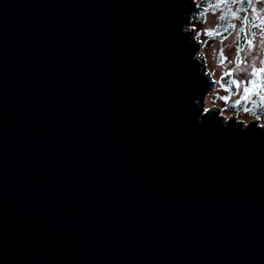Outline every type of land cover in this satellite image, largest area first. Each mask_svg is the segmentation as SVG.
I'll return each instance as SVG.
<instances>
[{
	"label": "water",
	"instance_id": "obj_1",
	"mask_svg": "<svg viewBox=\"0 0 264 264\" xmlns=\"http://www.w3.org/2000/svg\"><path fill=\"white\" fill-rule=\"evenodd\" d=\"M196 7L0 0V264H264V128L205 108Z\"/></svg>",
	"mask_w": 264,
	"mask_h": 264
},
{
	"label": "rangeland",
	"instance_id": "obj_2",
	"mask_svg": "<svg viewBox=\"0 0 264 264\" xmlns=\"http://www.w3.org/2000/svg\"><path fill=\"white\" fill-rule=\"evenodd\" d=\"M203 0L202 3H204ZM198 3V2H197ZM238 2H232L228 6H234ZM247 4H256V0H248ZM203 7L204 5L201 4ZM199 6L196 7L194 12H198L197 9ZM248 7H246L247 10ZM248 18L253 17L250 13L253 11L252 8H248ZM257 6V11H258ZM222 11L219 6L214 7H204L200 13V18L197 19L196 17L193 19L190 17L188 21V26L194 29V35L199 33V38L197 39L200 43V50L203 51V56L206 63L207 71L210 73L212 79L216 81L213 88L209 89L206 97H205V108L217 106L219 111L223 113V115L231 116L234 115L237 120H243L245 123L250 122L253 118L246 114L245 110L251 111L254 107L253 101L256 98V92L252 93L248 91L247 93L243 94L245 88L250 86V79L252 73V66L248 65V56L245 55V49L248 47V31H247V18L245 16V23L241 22L238 18L234 19V26L228 34L223 36L220 35L219 32H215L222 26V23L219 21H215L213 18L217 17ZM256 22H259V16L254 17ZM252 25L251 27L254 30L255 25L253 22H250ZM223 27V26H222ZM237 29L239 31L237 32ZM256 31V30H254ZM243 34L244 39L239 38V44L235 45L237 36L236 34ZM235 36L233 40L232 37ZM252 46L254 47L255 36L252 35ZM231 41L232 46L226 47V45ZM217 61H220L219 65H217ZM256 67H262L261 64L256 63L253 65ZM238 67H247L248 71L247 74L240 72L238 73L236 69ZM232 75V85L230 88L224 89L219 85V79L223 74L230 73ZM260 71L258 70L257 73ZM257 76V74H256ZM235 81V83H234ZM234 84V85H233ZM233 86H235V90H233ZM262 89L264 91V82L262 83ZM235 91V92H234ZM264 122V121H261Z\"/></svg>",
	"mask_w": 264,
	"mask_h": 264
},
{
	"label": "clouds",
	"instance_id": "obj_3",
	"mask_svg": "<svg viewBox=\"0 0 264 264\" xmlns=\"http://www.w3.org/2000/svg\"><path fill=\"white\" fill-rule=\"evenodd\" d=\"M192 2H200L202 3L203 0H192ZM258 6V11H257ZM245 7L252 8L253 11L250 13L254 17L259 16V22L257 23L255 21V18L253 20V24L255 25V29H259V31H254L252 27L250 26V31H252V35L255 36L254 44L255 46H252V41H250L248 47L244 50L245 55L248 56V65L252 66V73L253 69L255 68L253 65L256 63H259L261 65H264V0H256V4H247L245 3H237L234 6H226L222 11H220L219 15L217 17H214L213 19L215 21H219L223 23L224 21H231L232 17H237V11L240 9H243ZM186 19H182L180 31L181 33H188V28L186 26V20L189 16H191L193 19L195 18V12L188 11L184 14ZM239 29H237V32ZM238 38H240L239 34H236ZM195 38H199V33L195 34ZM232 39H235V36L232 37ZM232 43L229 41V43L226 45V47H231ZM203 55V51H196L193 52V58L196 59L198 56ZM217 65H219L220 61L216 62ZM256 69V68H255ZM238 73L243 72L245 75L247 74L248 68L247 67H238L236 69ZM254 75V74H253ZM220 87H224L223 85H219ZM254 107L251 111L245 110L246 114L251 116L253 119L258 121V127L264 128V91L258 90L256 92V98L253 101ZM200 107V105H198ZM201 108V107H200ZM203 116V113L201 112L200 116L197 117L199 120ZM223 117L222 119H220ZM231 116H226L221 113L220 116L217 115V119L219 120L221 126H226L229 123V119ZM235 126V123H234ZM248 125H240L241 128H244Z\"/></svg>",
	"mask_w": 264,
	"mask_h": 264
},
{
	"label": "trees",
	"instance_id": "obj_4",
	"mask_svg": "<svg viewBox=\"0 0 264 264\" xmlns=\"http://www.w3.org/2000/svg\"><path fill=\"white\" fill-rule=\"evenodd\" d=\"M237 1L238 3H247L248 0H205L204 3H200L198 2L197 3V6H199L198 8H200L201 4H203L204 6L202 8V10H204V7H214V6H219L222 10L228 6L229 4H231L232 2H235ZM201 9H197L198 12H195V17L197 19L200 18V15L202 13H200L202 11ZM246 7L243 8V9H240L237 11V15H238V19L245 23V16H246ZM237 18V17H232L231 18V21H224L222 23V26L220 28H218V30H216L215 32H219L221 36L225 35V34H228L229 31L232 30L233 26H234V19ZM240 36V40L241 39H244V35L243 34H239ZM257 70H260V69H264V65H262V67H256ZM257 74V76H256ZM255 75H251V79L249 80L250 81V86L246 87L248 89V91H251L252 90V93L254 91H257V90H262V83L264 82V72H259V73H256ZM234 85V84H233ZM245 88V89H246ZM233 90H235V86H233ZM235 92V91H234ZM243 94H245V90L243 92Z\"/></svg>",
	"mask_w": 264,
	"mask_h": 264
},
{
	"label": "flooded vegetation",
	"instance_id": "obj_5",
	"mask_svg": "<svg viewBox=\"0 0 264 264\" xmlns=\"http://www.w3.org/2000/svg\"><path fill=\"white\" fill-rule=\"evenodd\" d=\"M248 8H247V12H248ZM246 18H247V31H248V43L250 42V41H252L253 40V38H252V31H250V26L252 25L251 23H250V21H249V18H248V15H247V13H246ZM256 21V20H255ZM253 29V28H252ZM254 30H256V31H259V29H255V27H254ZM239 34V33H238Z\"/></svg>",
	"mask_w": 264,
	"mask_h": 264
},
{
	"label": "snow or ice",
	"instance_id": "obj_6",
	"mask_svg": "<svg viewBox=\"0 0 264 264\" xmlns=\"http://www.w3.org/2000/svg\"><path fill=\"white\" fill-rule=\"evenodd\" d=\"M249 43H250V42H249ZM257 71H258V70L254 68V69H253V74L255 75V74L257 73ZM259 71L264 72V69H260ZM234 83H235V81H234ZM247 92H248V89L246 88V89H245V93H247Z\"/></svg>",
	"mask_w": 264,
	"mask_h": 264
}]
</instances>
